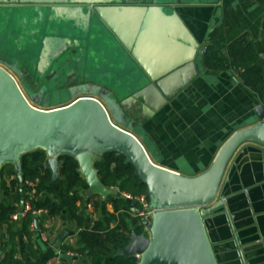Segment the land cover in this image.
<instances>
[{"label": "water", "instance_id": "water-1", "mask_svg": "<svg viewBox=\"0 0 264 264\" xmlns=\"http://www.w3.org/2000/svg\"><path fill=\"white\" fill-rule=\"evenodd\" d=\"M183 1L0 0V38L7 32L6 36L19 48L40 50V59L52 52L59 59L55 73L37 71L40 77L50 76L47 84L40 85L36 80L31 86L27 81L31 78L29 72L0 54V174L3 165L12 162L18 189L23 192L21 156L42 145L47 153L39 165L51 169L50 182L61 176L60 156L69 154L77 159L89 184L87 195L98 192L104 197L109 193L122 196L118 188L102 183L95 167L103 152L115 151L135 165L155 208L151 219L141 222L146 230H132L129 241L116 255L136 256V264H264L263 103L254 108L258 121L239 127L221 146L208 169L188 175L153 161L152 156H158L151 135L126 112L113 89L101 84L89 71L71 70L72 74H81L82 80L63 86L60 91H67L64 96L57 97L51 90L55 79L65 71L66 56L65 50L54 49L49 41L55 29L86 32L93 24L119 33L117 20L124 17V4ZM109 4H117L120 14L111 17L113 6H104ZM32 45L34 48H27ZM3 47L0 40V51ZM198 50L202 56L204 49ZM76 51L71 61L77 59ZM130 51L135 55L136 50ZM199 66V70L204 69L201 60ZM197 72L196 68L188 71L178 89L185 88L192 73ZM79 123L87 132L62 149L61 134ZM23 204L22 200L21 210ZM1 254L2 250L0 257Z\"/></svg>", "mask_w": 264, "mask_h": 264}, {"label": "crops", "instance_id": "crops-1", "mask_svg": "<svg viewBox=\"0 0 264 264\" xmlns=\"http://www.w3.org/2000/svg\"><path fill=\"white\" fill-rule=\"evenodd\" d=\"M104 6H113L111 17L120 14L117 4ZM123 13V19L117 20L119 33L109 27L103 29L90 24L86 32H75L73 28L55 29L49 41L54 49L65 50L66 56L62 55L68 67L65 71L75 70L71 66L73 50H81L76 62L87 69L94 65L93 76L113 89L126 112L155 141L158 156H152L155 163L188 175L208 169L221 146L239 127L259 120L254 108L263 102L256 92L242 83L233 68L207 67L205 51L210 46L219 57L227 58L228 43L247 33L262 54L260 64L264 70V0H185L173 4L128 2L124 4ZM131 46L136 50L135 55L130 51ZM200 47L204 49L202 56ZM55 55L52 52L40 59L37 54L27 62L36 71H55L59 68V59ZM200 60L204 66L202 70H199ZM22 68L28 70L26 66ZM195 68L197 74L192 73L188 85L178 89L188 71L194 72ZM86 132L82 123L69 126L61 134L62 149ZM37 148L43 149L42 145ZM112 167L115 168V164ZM16 175L14 164L7 162L1 169L0 179L9 181ZM100 180L107 187L119 189L118 185L108 186ZM26 187L28 189L26 185L23 192L19 191V210L21 201H26ZM88 188L89 184L81 190L85 198L78 202L85 225L103 220L108 212H112L116 197L111 193L105 197L93 193L99 197L96 207L87 200ZM122 194L125 196L126 192L122 191ZM0 200L7 201L8 198L2 194ZM36 219L37 227L33 223L30 237L21 232L16 235L19 259L26 264H92L86 251L80 253L65 248V245L76 246L78 240V229L68 221L65 210L56 215L43 210ZM15 221L11 219V222ZM10 246L8 223L4 222L0 224L2 254ZM119 248L114 246L113 255ZM111 257L105 258L102 264H107Z\"/></svg>", "mask_w": 264, "mask_h": 264}, {"label": "trees", "instance_id": "trees-1", "mask_svg": "<svg viewBox=\"0 0 264 264\" xmlns=\"http://www.w3.org/2000/svg\"><path fill=\"white\" fill-rule=\"evenodd\" d=\"M226 56L219 57L212 47H207L204 64L215 69L233 68L241 78L242 83L257 93L264 103V70L260 64L261 56L256 50L247 33H243L231 40L226 47ZM46 159V152L37 148L25 152L21 156L23 167L24 187L28 181H34L36 191H24V198L30 203L21 219L11 222V215L19 210L17 177L9 181L0 179V196L5 194L7 201L0 200V224L8 223L10 248L2 254L0 264H26L16 256V235L25 233L28 237L33 233V223L37 218L34 212L46 209L49 214L56 215L63 210L67 219L78 229L77 245H65L66 249L83 253L87 252L92 264H102L108 256H112L107 264H136V256L113 255L114 246L122 247L129 241L132 230L140 233L144 230L142 219L134 215L132 204L126 196H117L113 201L114 210L108 212L103 220H95L85 225V217L79 212V200L85 198L82 189L88 187L86 179L79 171L77 159L69 154L60 156L59 171L61 176L50 182L52 171L49 167H40ZM115 164V168L112 165ZM99 176L108 186H119L121 191L130 193L134 197L146 194L147 184L136 171L132 162H126L123 154L115 151L103 154L101 160L95 163ZM147 195V194H146ZM147 198L149 196L147 195ZM96 207L99 197L91 195L87 198ZM114 222V224H111Z\"/></svg>", "mask_w": 264, "mask_h": 264}, {"label": "rangeland", "instance_id": "rangeland-1", "mask_svg": "<svg viewBox=\"0 0 264 264\" xmlns=\"http://www.w3.org/2000/svg\"><path fill=\"white\" fill-rule=\"evenodd\" d=\"M6 34H7V32H6ZM6 34L2 35V37L0 38L2 44L7 49V50H5V48L3 47V49H2L3 51L2 50L0 51L1 56L3 58L8 59L9 61L17 62L20 68H22L23 66H26L28 68V70H25V71H28L29 74L31 75V78H29L27 80L28 83L31 86H33V84L35 83L36 80L39 82L40 85L47 84V82L49 81V80L46 79L48 74H45V75L40 77L39 74L37 73V71L32 69V67L30 65H28V62H27L29 60L34 59L35 56L37 54H39L40 50H25L24 48H19L18 46H16L12 42V40H10L8 38V36H6ZM27 48L32 49L34 47L32 45V46H28ZM76 54L79 55V51L78 50L76 51ZM71 66L73 68H75L76 71H79V70H81V71L83 70L84 71L85 70V71H89L92 75L94 74V71H95L94 65L90 66V69H91L90 70V69L85 68L84 65L78 64L76 61L75 62L72 61ZM65 68L68 69L67 66H65ZM88 68H89V66H88ZM70 70H66V71L62 72L61 73L62 76H59V78L55 79V82H53V86H52L53 88L51 90L55 93V95L57 97H61L62 95L64 96L65 94H67L66 93L67 91H65L64 93L60 91L63 88V86L60 85V84H61L62 80L64 79V77H66V73L70 72ZM18 81L20 83L19 79H18ZM20 85H21V83H20Z\"/></svg>", "mask_w": 264, "mask_h": 264}, {"label": "built area", "instance_id": "built-area-1", "mask_svg": "<svg viewBox=\"0 0 264 264\" xmlns=\"http://www.w3.org/2000/svg\"><path fill=\"white\" fill-rule=\"evenodd\" d=\"M28 189L34 193L36 191L35 182L34 181H28L27 182ZM126 197L130 198H136L137 204L133 206V213L134 215L139 216L142 220H150L153 212L155 211V208L151 206L150 199L147 198L146 194H141L139 196L134 197L130 193L125 194ZM30 207V203L28 201H25L23 209L17 210L11 215V218L13 220H19L22 218V216L25 214L26 209ZM43 210L46 209H38L34 212L36 214H40ZM56 264H63L62 262L56 263Z\"/></svg>", "mask_w": 264, "mask_h": 264}, {"label": "flooded vegetation", "instance_id": "flooded-vegetation-1", "mask_svg": "<svg viewBox=\"0 0 264 264\" xmlns=\"http://www.w3.org/2000/svg\"><path fill=\"white\" fill-rule=\"evenodd\" d=\"M57 70H58V68H57ZM57 70H55L54 71V73L57 71ZM69 73V72H68ZM74 75V76H73ZM50 76H47L46 77V79L48 80V78H49ZM80 80H82V78H81V74H79V73H74V74H72L71 72L69 73V76H67L66 78L64 77V79H63V81L61 82V84L60 85H62V86H64V87H67V86H69V85H71V84H75V83H78V82H80ZM33 86H34V84H33Z\"/></svg>", "mask_w": 264, "mask_h": 264}]
</instances>
